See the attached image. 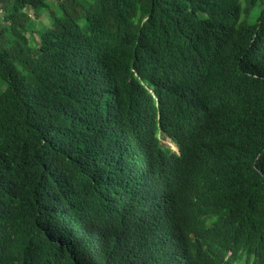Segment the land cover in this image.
<instances>
[{"label": "trees", "instance_id": "obj_1", "mask_svg": "<svg viewBox=\"0 0 264 264\" xmlns=\"http://www.w3.org/2000/svg\"><path fill=\"white\" fill-rule=\"evenodd\" d=\"M0 264H264V0H0Z\"/></svg>", "mask_w": 264, "mask_h": 264}, {"label": "rangeland", "instance_id": "obj_2", "mask_svg": "<svg viewBox=\"0 0 264 264\" xmlns=\"http://www.w3.org/2000/svg\"><path fill=\"white\" fill-rule=\"evenodd\" d=\"M43 25L47 26L48 25V18L46 15H44V17L42 18V21ZM166 145L175 149L174 145L171 144V142L169 140L166 141Z\"/></svg>", "mask_w": 264, "mask_h": 264}]
</instances>
